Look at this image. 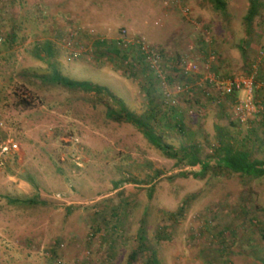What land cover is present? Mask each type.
I'll use <instances>...</instances> for the list:
<instances>
[{"label": "rangeland", "instance_id": "obj_1", "mask_svg": "<svg viewBox=\"0 0 264 264\" xmlns=\"http://www.w3.org/2000/svg\"><path fill=\"white\" fill-rule=\"evenodd\" d=\"M164 1L0 0L1 135L19 146L0 153V264H129L134 250L133 264H148L152 252L158 264H264V176L196 172L199 164L164 155L134 125L107 117L104 95L42 78L53 62L72 79L107 86L138 114L149 91L157 102L167 92L184 127L164 119L166 142H195L216 166L224 131L264 159V81L252 96H230L213 84L186 86L176 64L181 56L197 63V77L250 76L264 53V9L243 55L248 0H229L226 13L209 0ZM137 38L163 51L160 75L142 62ZM98 39L127 47L128 57L96 48Z\"/></svg>", "mask_w": 264, "mask_h": 264}, {"label": "trees", "instance_id": "obj_2", "mask_svg": "<svg viewBox=\"0 0 264 264\" xmlns=\"http://www.w3.org/2000/svg\"><path fill=\"white\" fill-rule=\"evenodd\" d=\"M212 4V6L222 12L226 13L228 8V2L229 0H209ZM248 9L244 16L245 24H246V36L248 40H246V37L241 38L240 40V48L241 52L244 55H248V49H249V38L254 32V22L255 19L262 15V10L264 9V2L263 0H248ZM245 33V32H244ZM121 41L119 40L118 43ZM135 45V44H133ZM138 46V45H135ZM101 47L104 48L105 51L121 56L124 58L128 57V53L126 52L128 48H120L115 45L114 42L110 40H97L96 41V48ZM157 48V47H154ZM43 50L48 54V56L51 58L53 57V54H55V47L51 41L44 42ZM140 51L139 57L143 60L145 64H148V61L146 60V55L139 47L138 49ZM159 52L162 54V58L164 59L163 51L160 49ZM210 59V67L214 68L216 70L217 67H215V60H216V54ZM212 55V53H211ZM185 56H181L176 60V64L179 66V69L182 71V68L179 65V62L182 58ZM129 60V59H127ZM214 61V63L212 62ZM253 60V65L250 67L249 71L247 72L248 75H253L254 80L253 82H259L264 81V53H262L261 59L258 61ZM133 62H130V65ZM51 66H53L52 72L50 74H44L42 76L44 81L49 82L51 84H58L62 85L71 89H80L82 91L86 92H94L96 94L104 95V98H108L109 101H107V117L116 120V121H125L128 123H131L136 128H138L143 135L154 145L156 146L162 153L170 158H175L179 160L180 162L185 161L187 164L191 166L200 165V170L196 171L201 174H207L210 169L213 168H223L231 171V173H236L243 176H248L250 178H259L264 176V159H258L253 158L251 150L249 147H246L245 144H243L241 141L233 140L232 136H229L226 132H222V135L219 136V144L215 146V154L217 155V162L215 165H210L209 161L206 159H203L200 154L199 145L197 143H183L179 148H176L173 144L168 143L164 140L163 135L160 133L164 132V129L162 127L163 120L168 118V122L170 123L171 120L175 119V123L173 122V125L177 127L183 126V119L178 120L175 112V104L169 103L170 100H165V97L169 98V95L167 92H162V99L160 101H156L154 95L149 91L148 97H149V105L146 111H144L142 114H138L135 111L131 110L127 103L119 96H117L115 93H113L107 86L101 85V84H95L88 80H76L72 79L60 72L57 67L53 64V62H50ZM252 64V63H251ZM150 70L158 76V74L149 66ZM186 76L187 82L190 84V87H197V88H205L208 85H212L209 80H203L202 76L197 77L198 71L196 72H189L184 73ZM257 76V77H256ZM167 77V76H166ZM234 76H230V78H234ZM152 78V77H150ZM160 79V78H159ZM162 83L163 81L160 80ZM254 90V88H253ZM166 91V90H165ZM238 90H234L232 93H228L225 95H234L237 93ZM166 102V103H165ZM171 108L174 112L172 116L169 117L167 113V117L164 116L163 110H161V105H166ZM213 166V167H212ZM195 172H192L194 174ZM198 176V173H195ZM194 174V175H195ZM34 202V200H33ZM184 206H181L177 212H173L174 218L179 219L180 216L183 214ZM144 232L145 230H140V249L141 251H144L146 244L144 239ZM158 236V235H157ZM138 256V250H134L131 254V259L129 261V264H133L136 257ZM159 260L157 259L156 253L152 252L150 255V260L148 264H158Z\"/></svg>", "mask_w": 264, "mask_h": 264}, {"label": "built area", "instance_id": "obj_3", "mask_svg": "<svg viewBox=\"0 0 264 264\" xmlns=\"http://www.w3.org/2000/svg\"><path fill=\"white\" fill-rule=\"evenodd\" d=\"M164 4L168 5L169 1L165 0ZM185 13L188 12V8L184 9ZM2 41V38L0 37V43ZM126 44L125 40H121L120 44ZM131 43H136L141 50L146 55V60L148 61L149 66L158 74L160 75L161 70L163 69L162 66V54L159 52L158 49L153 48L150 44H148L143 38H137L132 39ZM187 58V57H186ZM185 57L182 58L179 62L180 67L182 68V71L184 73H189L191 71L193 72H199V66L197 63L192 62L191 60L186 59ZM209 80V82L213 85H215L223 94L232 93L234 90H240L245 89L249 95L252 96L253 92V75L251 76H239L234 78H218L214 73L207 74L205 77H203L202 81ZM170 97V94L167 93ZM251 96L246 98V107H250V104L252 103ZM1 122H0V153H8L13 149H18V143L14 142L11 139H3L1 135ZM89 252H87L88 254ZM77 264H81L77 263ZM83 264V263H82ZM86 264V263H85Z\"/></svg>", "mask_w": 264, "mask_h": 264}, {"label": "crops", "instance_id": "obj_4", "mask_svg": "<svg viewBox=\"0 0 264 264\" xmlns=\"http://www.w3.org/2000/svg\"><path fill=\"white\" fill-rule=\"evenodd\" d=\"M263 84V83H262Z\"/></svg>", "mask_w": 264, "mask_h": 264}]
</instances>
